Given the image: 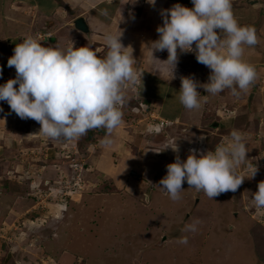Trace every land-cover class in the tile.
<instances>
[{
	"label": "rangeland",
	"instance_id": "374dc122",
	"mask_svg": "<svg viewBox=\"0 0 264 264\" xmlns=\"http://www.w3.org/2000/svg\"><path fill=\"white\" fill-rule=\"evenodd\" d=\"M109 2L113 15L108 22L98 12L89 20L101 19L105 26H92L89 34L74 27L72 33L64 31L69 39L60 37L63 49L72 43L76 48L89 46L103 58L108 51L103 31L109 29L121 31L122 44L129 52L133 49L137 79L126 89L123 122L112 133L111 146L101 143L106 136L103 128L72 141L49 139L39 122L19 118L6 102H0V264H264V209L251 203L258 184L264 182L263 4L232 0L238 22L254 27L260 41L245 46L243 56L255 66L256 81L239 96L225 89L215 96L208 94L206 102L202 97L200 110L189 113L184 108L185 117L179 113L181 121L176 122L159 117L145 95L138 96L147 79L163 83L164 93L168 86L172 88V96L179 95L182 77L208 82L210 69L197 62L195 52L178 49L176 78L167 81L166 74L156 72L161 62H153L146 49L159 38L162 11L176 4L192 8L191 0H156L155 5L147 0ZM154 56L165 61L168 52H154ZM8 59L0 60V85L16 75L15 68L7 66ZM197 91L207 95L203 88ZM147 118L151 120L145 126ZM155 122L163 124L164 133L147 134L158 128H149ZM233 129L245 134L247 145V161L237 170L247 178L235 192L210 199L185 181L178 201L165 190L150 201L145 199V194L151 197L158 190L144 185L146 175L136 167L143 152L157 151L163 143L160 146H169L174 154L170 160L175 158L172 148L176 146L178 157L186 160L192 150H214ZM166 160L163 154L155 164ZM254 167L257 172L251 177ZM197 220L195 232L184 231L186 224ZM181 237H187L186 245L177 242Z\"/></svg>",
	"mask_w": 264,
	"mask_h": 264
},
{
	"label": "clouds",
	"instance_id": "9594fccd",
	"mask_svg": "<svg viewBox=\"0 0 264 264\" xmlns=\"http://www.w3.org/2000/svg\"><path fill=\"white\" fill-rule=\"evenodd\" d=\"M147 2L155 5L156 0ZM191 3L192 8L176 4L162 11L163 23L157 28L159 38L146 46L152 61L161 62L156 72L160 76L166 74L167 81L176 78L178 49L181 53L195 52L197 62L210 69L207 83L201 84L191 76L181 78L179 101L190 111L200 110L201 98L206 102L208 94L215 96L229 89L233 96H239L240 91H246L258 73L254 65L243 59L245 46L260 42L254 27L238 22L232 0H191ZM121 37V31H103L108 49L103 58L89 46L76 48L72 43L60 49L44 46L35 37L24 38L7 61L8 67L15 68L16 75L0 85V102H6L19 118L39 122L40 131L49 139L72 141L89 130L103 128L106 136L101 143L111 146L112 133L123 122L126 89L137 79L133 49L129 52ZM165 50L167 60L155 58L154 52ZM198 88H203L207 95H201ZM151 118L145 120V126ZM154 125H147L153 131L158 127L154 132L147 130V134L148 131L152 135L164 133V126L156 122ZM245 140L244 133L233 129L214 150L199 153L192 150L186 160L177 157L166 166L167 174L158 187L173 201L182 198L185 181L210 199L224 192H235L247 178L237 171L247 161ZM172 149L177 150V146ZM256 172L254 167L251 177ZM143 183L146 184L145 180ZM147 184L157 190L153 183ZM145 196L149 201L153 198L152 194ZM251 203L257 209H264V182L258 184ZM198 223L197 220L186 224L184 231L195 232ZM177 242L186 245L188 239L181 237Z\"/></svg>",
	"mask_w": 264,
	"mask_h": 264
},
{
	"label": "crops",
	"instance_id": "0c3cea01",
	"mask_svg": "<svg viewBox=\"0 0 264 264\" xmlns=\"http://www.w3.org/2000/svg\"><path fill=\"white\" fill-rule=\"evenodd\" d=\"M99 3L100 5H98ZM110 3L109 0H0V60L10 58L14 54L15 46L21 43L26 37H35L44 46L63 49L61 41L64 38L66 40L71 37L70 34H67L65 37L64 31L68 29V33L74 32L72 29L74 28L73 24L75 19L84 17L88 25H90L91 21L89 20H91L93 12H98L100 18L103 17L108 22V19H111L113 15L111 10L107 8ZM78 9H81V11L78 12ZM104 12L107 14H103ZM128 18L130 19L131 17L129 16ZM92 26L103 27L105 23L101 21V19H96L93 23L91 22L90 28ZM61 35H64V38L63 36L61 38ZM252 61L257 63L258 59H252ZM145 82V85H140V92H142V95L138 97L141 98L144 94L145 96L143 97L146 98V103L156 107V113L159 117L167 118L172 121L174 120L176 122L181 121V119H179V113L182 119L185 117L186 113L182 114L184 107L179 101V95L172 96V88L168 86L169 92L167 91L164 93L163 90L165 86L160 81H156V79H147ZM187 112L192 113L190 110H187ZM176 122L174 125H176ZM163 135H167L165 136L166 138L171 137L169 133ZM188 141L189 140H186L184 143ZM190 143L192 142L190 141ZM160 145H163V143ZM160 145L157 146V151L146 150L143 152L141 155L142 157H139L138 162H136V167L140 169V173L146 175V184L148 182L153 183L154 189L158 190L154 192L153 198L158 196V194L160 195L161 191L164 190L158 186H160L159 182L161 179L167 174L166 166L170 163H174L180 154V149L175 150V158L173 157V159L170 160L174 154L169 152V146L165 148ZM192 146L195 145L192 144ZM161 150H164L167 155L163 153V151L160 152ZM163 154L167 158L165 163L155 164ZM154 167H156L155 171H153ZM126 168L125 166L121 171L123 175H126ZM156 172H158V174H156ZM160 173H164L165 176L156 180L155 176ZM154 174L156 175L154 176ZM185 185L190 187L187 183H185ZM141 187L144 186L140 183V188Z\"/></svg>",
	"mask_w": 264,
	"mask_h": 264
},
{
	"label": "water",
	"instance_id": "95a60500",
	"mask_svg": "<svg viewBox=\"0 0 264 264\" xmlns=\"http://www.w3.org/2000/svg\"><path fill=\"white\" fill-rule=\"evenodd\" d=\"M247 1V4L248 5H258V4H263L264 6V2H261L260 0H246ZM74 26L75 28L84 33V34H89L90 33V27L89 25L87 24L86 20L84 17H80V18H77L75 21H74Z\"/></svg>",
	"mask_w": 264,
	"mask_h": 264
},
{
	"label": "built area",
	"instance_id": "2783aa9c",
	"mask_svg": "<svg viewBox=\"0 0 264 264\" xmlns=\"http://www.w3.org/2000/svg\"><path fill=\"white\" fill-rule=\"evenodd\" d=\"M161 126H163V124H160Z\"/></svg>",
	"mask_w": 264,
	"mask_h": 264
}]
</instances>
